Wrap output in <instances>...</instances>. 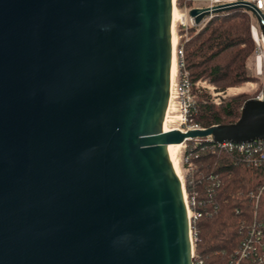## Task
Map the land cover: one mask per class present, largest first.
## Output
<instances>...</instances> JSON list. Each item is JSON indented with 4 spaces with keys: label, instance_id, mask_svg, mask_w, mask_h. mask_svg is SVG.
<instances>
[{
    "label": "water",
    "instance_id": "1",
    "mask_svg": "<svg viewBox=\"0 0 264 264\" xmlns=\"http://www.w3.org/2000/svg\"><path fill=\"white\" fill-rule=\"evenodd\" d=\"M174 0H0V264H191L167 148L264 142L237 122L164 131ZM257 12L243 1L188 11Z\"/></svg>",
    "mask_w": 264,
    "mask_h": 264
},
{
    "label": "trees",
    "instance_id": "2",
    "mask_svg": "<svg viewBox=\"0 0 264 264\" xmlns=\"http://www.w3.org/2000/svg\"><path fill=\"white\" fill-rule=\"evenodd\" d=\"M177 9L191 8L192 0H176ZM250 15L230 10L213 15L201 27L178 30L184 69L193 90L187 124L200 129L237 122L243 104L256 98L246 93L219 97L215 93L257 83L249 58L255 52ZM186 34V38L184 37ZM184 188L193 214L194 252L203 264H235L236 252L248 244L250 251L239 264H264V160L257 154L240 153L210 139L185 143ZM264 152V143H262Z\"/></svg>",
    "mask_w": 264,
    "mask_h": 264
},
{
    "label": "built area",
    "instance_id": "3",
    "mask_svg": "<svg viewBox=\"0 0 264 264\" xmlns=\"http://www.w3.org/2000/svg\"><path fill=\"white\" fill-rule=\"evenodd\" d=\"M243 1L248 4H250L253 9L257 12L258 18L260 20V23L258 19L253 16L251 13H249L250 17L253 19V22L251 23V36L255 44V66L256 69L259 71L257 74H261L263 70L264 74V0H210V4L208 7L204 8H213L215 6H224L228 5L234 2ZM175 7V2L173 5V8ZM213 15L210 14L207 18H205L199 25H195L194 22L191 24L193 27H201L203 26ZM191 19V18H190ZM192 20V19H191ZM193 21V20H192ZM191 21V22H192ZM181 25L185 26L184 23H180ZM185 31L187 30V27H184ZM174 53L176 57V72L173 78L170 79V89H169V100H168V106L166 111V116L168 115V112L170 111L171 107L175 105L178 107L179 116H178V122H177V130L181 132H185L188 130H194V129H200L199 127L195 125H188L187 124V112L191 105L193 104V90L191 87V84L188 79V74L186 70L184 69L183 64V51L182 48L179 47L178 39L176 37V44L174 47ZM259 61L260 65L259 66ZM198 86V84H196ZM263 92L264 88L261 90L259 95L255 98L257 100L263 99ZM167 119V118H165ZM174 130V129H173ZM262 141H254L246 144H233V143H223V144H217L222 147H228L229 149H232L233 145L236 146L238 151L240 153H252L258 155V160L263 161L264 160V152L262 147ZM187 212L188 217L190 219V224L192 219H196L199 217L197 214H193L192 211L189 208V203L187 200ZM191 241H192V252H191V264H203V262L196 256L194 252V239L191 231ZM250 251V248L248 244H243L242 249L239 252H236V256L239 258V260L235 264H239V262L243 259H245Z\"/></svg>",
    "mask_w": 264,
    "mask_h": 264
},
{
    "label": "rangeland",
    "instance_id": "4",
    "mask_svg": "<svg viewBox=\"0 0 264 264\" xmlns=\"http://www.w3.org/2000/svg\"><path fill=\"white\" fill-rule=\"evenodd\" d=\"M174 2H175V14H176V16H175L174 27H173V40L175 42L176 37H177L178 43H179V40H180V36L178 33L179 27L183 31H185L184 27H187V28L193 27V26H191L193 21L190 19L188 11L192 8L208 7V5L210 4V0H192V7L191 8L183 7L182 9H177L176 0H174ZM252 22H253V19L250 17V26H251ZM180 23H184L185 26L181 25ZM184 37L186 38V34ZM174 42H173V50H174ZM173 56H174V53H173ZM255 59H256V54L254 52L253 55L248 60V65L252 69V72L254 73L255 77L258 79L257 83H247L249 85L245 84L244 86L239 87V88L227 89L224 93H219V92L215 93L214 88L205 82L197 83L198 86L196 85V87H201V88L206 89L209 92H211L213 100L216 103L219 101V97H228V96H233V95H236L239 93H246V94L251 95V96L256 94V97H257L259 95V93L261 92V90L264 88V74H263V70H262L261 74H257L259 71L256 69ZM178 110H179L178 107L173 105L171 107L170 111L168 112L167 119L165 122L167 131L177 128V122H178V116H179ZM184 150H185V144H180L179 146H175L172 148L173 158H174L175 164L178 168V172H179V175L181 177L183 184H184V176L187 172L186 168L183 165Z\"/></svg>",
    "mask_w": 264,
    "mask_h": 264
},
{
    "label": "bare ground",
    "instance_id": "5",
    "mask_svg": "<svg viewBox=\"0 0 264 264\" xmlns=\"http://www.w3.org/2000/svg\"><path fill=\"white\" fill-rule=\"evenodd\" d=\"M175 16H176V14H175V7H174L173 8V12H172V62H171V77L172 78H173V76L175 75V72H176V57H175V53H174V50H173V42H174V40H173V27H174ZM175 44H176V41L174 42V47H175ZM173 53H174V56H173ZM257 62H259V61H257ZM259 66L262 67V65H260V62H259ZM165 118H167L166 115H165ZM165 122H166V119H164L163 129H164V131H167ZM168 131H170V130H168ZM175 146H179V145H169L168 148H167V151H168L170 160L172 162L173 168L175 170V173L177 174L179 179H181V177L179 175V172H178V168H177V166L175 164V161H174V158H173V153H172V148L175 147Z\"/></svg>",
    "mask_w": 264,
    "mask_h": 264
},
{
    "label": "crops",
    "instance_id": "6",
    "mask_svg": "<svg viewBox=\"0 0 264 264\" xmlns=\"http://www.w3.org/2000/svg\"><path fill=\"white\" fill-rule=\"evenodd\" d=\"M246 85H249V84H246Z\"/></svg>",
    "mask_w": 264,
    "mask_h": 264
}]
</instances>
